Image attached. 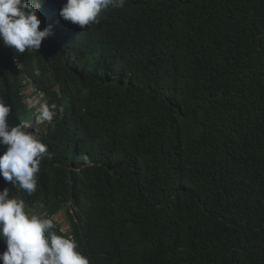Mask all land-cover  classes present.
<instances>
[{
  "label": "trees",
  "instance_id": "1",
  "mask_svg": "<svg viewBox=\"0 0 264 264\" xmlns=\"http://www.w3.org/2000/svg\"><path fill=\"white\" fill-rule=\"evenodd\" d=\"M99 6L89 37L22 58L68 117L19 156L29 202H71L87 264H264V0ZM19 86L0 65V104L30 119Z\"/></svg>",
  "mask_w": 264,
  "mask_h": 264
},
{
  "label": "clouds",
  "instance_id": "2",
  "mask_svg": "<svg viewBox=\"0 0 264 264\" xmlns=\"http://www.w3.org/2000/svg\"><path fill=\"white\" fill-rule=\"evenodd\" d=\"M97 9L79 0H0V65L14 68L20 78V95L26 111L5 98L0 104V145L17 143L16 159L2 161L0 156V264H87L85 242L75 225L70 201L57 212L48 211L43 203H30L29 192L38 176L24 169L19 159L25 146L29 154L34 145L49 139L62 121L58 134L65 128L68 117L64 106L50 101L37 92L31 80L20 73L23 57L41 55L47 46L72 38L89 37L103 20L100 3ZM31 98L42 97L41 105L28 107L24 93ZM27 117V118H24ZM84 166H94L88 154L82 153ZM82 168L73 169L80 172ZM36 216L23 220L18 212ZM61 211L66 213L68 230L55 220ZM65 220V218H64Z\"/></svg>",
  "mask_w": 264,
  "mask_h": 264
},
{
  "label": "rangeland",
  "instance_id": "3",
  "mask_svg": "<svg viewBox=\"0 0 264 264\" xmlns=\"http://www.w3.org/2000/svg\"><path fill=\"white\" fill-rule=\"evenodd\" d=\"M32 91H30L28 89L27 92L24 93V101L27 103L29 108L30 107L36 108L38 105H41L40 101L42 100V97L37 96L35 98H31L30 94L32 93ZM18 214L25 221H28V219L36 216L35 214L25 215L20 211L18 212ZM64 218H65V220H64ZM54 219L57 220L58 222L62 223L63 225H65V230H68V222L66 220V213H64V211H61L58 215L55 216Z\"/></svg>",
  "mask_w": 264,
  "mask_h": 264
},
{
  "label": "bare ground",
  "instance_id": "4",
  "mask_svg": "<svg viewBox=\"0 0 264 264\" xmlns=\"http://www.w3.org/2000/svg\"><path fill=\"white\" fill-rule=\"evenodd\" d=\"M48 54H49V52H48ZM48 54H47V55H48ZM49 55H50V54H49ZM89 147H90V146H89Z\"/></svg>",
  "mask_w": 264,
  "mask_h": 264
}]
</instances>
